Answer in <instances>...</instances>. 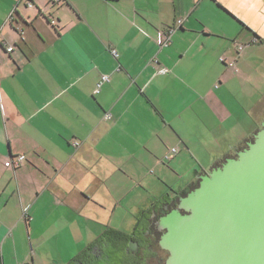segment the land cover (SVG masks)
<instances>
[{
	"label": "crops",
	"instance_id": "obj_1",
	"mask_svg": "<svg viewBox=\"0 0 264 264\" xmlns=\"http://www.w3.org/2000/svg\"><path fill=\"white\" fill-rule=\"evenodd\" d=\"M263 124L264 0H0V264L123 249Z\"/></svg>",
	"mask_w": 264,
	"mask_h": 264
},
{
	"label": "water",
	"instance_id": "obj_2",
	"mask_svg": "<svg viewBox=\"0 0 264 264\" xmlns=\"http://www.w3.org/2000/svg\"><path fill=\"white\" fill-rule=\"evenodd\" d=\"M178 200L157 223L166 264H264V124Z\"/></svg>",
	"mask_w": 264,
	"mask_h": 264
},
{
	"label": "flooded vegetation",
	"instance_id": "obj_3",
	"mask_svg": "<svg viewBox=\"0 0 264 264\" xmlns=\"http://www.w3.org/2000/svg\"><path fill=\"white\" fill-rule=\"evenodd\" d=\"M235 157H237V155H235ZM178 199L179 197H176L173 201H167L162 203V205H158L152 213V220L150 219L151 222H149V227L142 234H132L127 245L123 249H118L117 247L113 248L114 245L108 247L105 244L96 248H91L86 252L84 261H79L76 264H102L103 262L104 264H112L110 260L107 261L108 257L105 256V251L108 250L114 251L115 255H120L118 264H151V260L153 259L160 261V259H158V254L165 251L167 255L165 258L166 264L169 252L162 249L159 245V240L165 231L159 230L157 223L161 217L177 208ZM182 213L185 212L182 211ZM157 264L159 263L157 262Z\"/></svg>",
	"mask_w": 264,
	"mask_h": 264
},
{
	"label": "built area",
	"instance_id": "obj_4",
	"mask_svg": "<svg viewBox=\"0 0 264 264\" xmlns=\"http://www.w3.org/2000/svg\"><path fill=\"white\" fill-rule=\"evenodd\" d=\"M28 6H29V7H33L32 4H29ZM182 22H183V19H180L179 23L181 24ZM51 24H52V25H55V21H54V20L51 21ZM158 44L160 45L161 48H162V47H165V46H168V45L170 44V38H169V34H168L167 32H166V33H160V34L158 35ZM241 49H242V47H240L239 50H241ZM13 50H14L13 47H10V48L7 49L8 52H12ZM111 52H112L113 56H114L116 59L119 57V54H118V52H117L115 49H112ZM221 61H224V58H222ZM168 72H169V70L166 69V68H162V69H160V73H162V74H165V73H168ZM106 81H109V76H107V75L102 76V79H101V81L98 83V85H97V89L95 90V93H96V94L99 93V89L101 88L102 84H103L104 82H106ZM77 145H78V144L76 143V146H77ZM177 153H178V149H177V148H174V149H172V150L170 151V153H169L168 155L165 156V158H166L167 160H169L170 158H172V157H173L174 155H176ZM25 160H26L25 156H23V155L18 156L17 158H15L14 160H12V165L16 168V167L20 166V164H21L22 162H24Z\"/></svg>",
	"mask_w": 264,
	"mask_h": 264
},
{
	"label": "rangeland",
	"instance_id": "obj_5",
	"mask_svg": "<svg viewBox=\"0 0 264 264\" xmlns=\"http://www.w3.org/2000/svg\"><path fill=\"white\" fill-rule=\"evenodd\" d=\"M118 237L120 238V235ZM121 239H122V243L121 244L122 245L125 244V246H126L128 240H129L128 237H126L125 235H121ZM158 255H159L158 259H160V261L159 260H156V259H153V260H151V264H157V262L159 264H165V258L167 256L166 255V252L163 251L162 253H159ZM105 256L108 257L107 258V261L110 260L112 262V264H118V262L120 260V257H119L120 255H115L114 251H111V250L105 251ZM102 264H104V262Z\"/></svg>",
	"mask_w": 264,
	"mask_h": 264
},
{
	"label": "trees",
	"instance_id": "obj_6",
	"mask_svg": "<svg viewBox=\"0 0 264 264\" xmlns=\"http://www.w3.org/2000/svg\"><path fill=\"white\" fill-rule=\"evenodd\" d=\"M252 141H253V139H252ZM198 186H199V185H197L196 187H198ZM196 187H193V188L191 189V191L194 190ZM187 194H188V193H181V195L184 196V197H185Z\"/></svg>",
	"mask_w": 264,
	"mask_h": 264
}]
</instances>
